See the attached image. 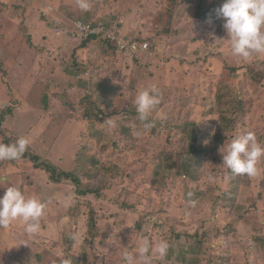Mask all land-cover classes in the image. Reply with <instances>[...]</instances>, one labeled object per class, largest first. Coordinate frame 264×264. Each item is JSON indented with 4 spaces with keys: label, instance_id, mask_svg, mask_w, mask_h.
<instances>
[{
    "label": "rangeland",
    "instance_id": "obj_1",
    "mask_svg": "<svg viewBox=\"0 0 264 264\" xmlns=\"http://www.w3.org/2000/svg\"><path fill=\"white\" fill-rule=\"evenodd\" d=\"M88 2L82 11L77 0H0V130L11 143L26 137L25 153L41 166L0 161V196L11 185L46 203L35 234L20 220L0 228V264H124L125 247L135 253L144 238L153 248L166 239L174 251L181 240L195 249L200 242L192 264H264V161L237 187L222 164L224 147L243 131L264 145V54L244 59L216 41L228 38L223 0ZM52 16L57 24L95 20L103 31L83 47L55 35ZM139 40L158 54L136 57ZM107 44L114 54H103ZM98 84L113 96L90 101ZM152 85L161 102L142 122L133 101ZM93 100L102 112L88 120L83 110ZM184 123L211 143L225 137L202 156L196 180L161 161L172 153L167 162L179 165ZM85 174L92 177L74 183ZM88 186L99 199L80 193ZM152 264L182 263L154 256Z\"/></svg>",
    "mask_w": 264,
    "mask_h": 264
},
{
    "label": "clouds",
    "instance_id": "obj_2",
    "mask_svg": "<svg viewBox=\"0 0 264 264\" xmlns=\"http://www.w3.org/2000/svg\"><path fill=\"white\" fill-rule=\"evenodd\" d=\"M77 3L82 11L90 8L88 0H77ZM218 15L223 21L222 26L228 38L216 41L227 40L233 56L251 59L255 55L264 54V0H223ZM78 26L82 29L85 27ZM91 38L94 37L88 39ZM160 102L159 89L155 85L141 89L133 101L138 119L147 121ZM150 127L151 124H145L146 129ZM28 145L26 137H19L10 144L0 141V161L18 160ZM222 161L233 175L254 177L264 161V145L258 141L254 131H243L224 147ZM45 210L46 203L38 196H26L20 188L9 185L0 196V228H8L14 221L20 220L27 234H35L41 228L40 221ZM169 248L170 244L166 239L160 240L153 248L151 242L144 238L135 253L125 250L122 258L124 264H152L154 256L161 260L166 258Z\"/></svg>",
    "mask_w": 264,
    "mask_h": 264
},
{
    "label": "trees",
    "instance_id": "obj_3",
    "mask_svg": "<svg viewBox=\"0 0 264 264\" xmlns=\"http://www.w3.org/2000/svg\"><path fill=\"white\" fill-rule=\"evenodd\" d=\"M215 4L218 5L217 3H215ZM92 12L93 11H91L90 13H92ZM94 15L96 16V14L93 13L92 17H94ZM210 18H211V16H210ZM210 18H208V19H210ZM215 19H216V21H218L219 16H217V18H215ZM53 20H56V19L53 18ZM53 20L50 21L49 23H47V25L51 26L53 28L60 27L61 30L64 29V24L65 23L61 22V24L59 26H55L53 24ZM76 21H78V20H76ZM80 21H82V20H80ZM83 22H85V21H83ZM96 22H98V21L93 20V21H89V22L87 21L86 23L95 24ZM110 22L112 23V21H110ZM89 40H91V39L83 40L81 45L83 47H85L88 44ZM139 41L141 42V43H139L140 45L146 44L147 45V49L139 50L136 53V57L138 55V58H142L143 60H148V59H153L155 57V55L158 54L157 53V48L155 46L149 44L148 41H146V40H139ZM106 48H108L110 51H106ZM115 50H116V48L114 46H111V45L107 44L105 46L104 50H103V54L107 55L108 52H111V54H114L113 51H115ZM252 75L255 78V80H256L257 77L260 78L262 76L259 73H253V72H252ZM95 87H97L98 92L97 93L93 92V96H90L91 98L90 97L88 98L90 101H91V99H93L94 96H98V97L102 96V98H105V97H108V96H113V94H114V92H112V90H110L109 88H104L103 86H101L99 84L96 85ZM91 105H93V107L91 109H89V107H85V109L83 110V116L86 119H88V120L93 118V117L97 119L99 114L102 112L99 108H97V105H95V101L94 100L91 103ZM2 118H3V116H2V113H1L0 114V121H2ZM187 125L188 124L184 123L183 125H180V127H179L180 131H181V129L183 130V132H184V134L186 136V142L188 144V148L180 150V152H178L179 155H176L177 157H176L175 160L181 158L179 165L177 166L175 163L167 162V161H171L172 153H171V155L170 154L166 155L165 159L161 160V161H162V163H166L165 167H164L165 169H169V170L176 169V173L178 175H183V176H186L188 179L190 178L192 180H196L195 174L197 173V169L201 168L203 166V160L201 159L202 156L210 155V154H213L214 152H216L218 147H219V145H222L224 143L225 137H223V140L218 142V143L217 142L216 143L215 142L211 143L210 141H206V140H204V138L198 136V134H196L195 132L190 131L188 129L189 127ZM227 127L224 126L223 131H225V129ZM3 133L5 134L4 130H0V135L1 136H5ZM224 135H226V133ZM13 140H15V138L13 136H8V138H6V136H5L4 143L9 144ZM24 159H29L30 161H32L35 164V166L41 167V166H39L40 164L37 161V157L33 156L30 153H24L21 158H19L18 160H15L13 162L17 163L18 161L24 160ZM198 159H201V160H198ZM92 163L94 164V161ZM224 169L225 168L222 169L221 174L222 173L223 174L228 173V171H225ZM50 170L52 171L50 174L55 173V170H53V169H50ZM62 176L64 177V175H62ZM87 176L88 177H92V176H89L88 174H85L82 177H78V179H76V182H74V183H76V184L79 183L80 179L82 180L84 177H87ZM107 177H109V176L107 175ZM246 177L248 178V176H239V175H237V179L230 180V178H229V181H231V183H233V181H237L236 184H235V186L237 187L238 182H240L239 183L240 185L245 183V182H243V179L246 178ZM51 178H55V177L51 176ZM51 178H50V180H52ZM59 179H61V178H59ZM53 181H55V180L53 179ZM58 181H60V180H58ZM80 193L82 195H84V196L92 195L95 199H99L100 198V194H101L100 190L98 188H93V187H89V186L85 190H83L82 192L80 191ZM191 201H194V198H192ZM97 221H98V219L91 218L92 225H90L91 229L89 230V234L92 237L95 236V232H94L93 228H95V224H97ZM204 235H207V234H204ZM175 240H180V237L178 235L175 236L174 241ZM186 243L187 242L181 240V244H180V242L177 244L178 251H174L173 247L169 248V252H168V255L166 257L167 260L169 261V263H172L173 261H175V262H179V263H182V264L183 263L192 264L190 259L195 258L196 255L200 256V254L202 252V250H201L202 244L200 242H197V245L198 244L200 245V246L198 245L197 249H195L194 245L189 246V245H186ZM174 246H175V244H174ZM125 250H127L126 247H125ZM174 252H175V254H174ZM36 262L40 263L39 259L36 260ZM76 263H74V264H76Z\"/></svg>",
    "mask_w": 264,
    "mask_h": 264
},
{
    "label": "built area",
    "instance_id": "obj_4",
    "mask_svg": "<svg viewBox=\"0 0 264 264\" xmlns=\"http://www.w3.org/2000/svg\"><path fill=\"white\" fill-rule=\"evenodd\" d=\"M51 9H52V7H51ZM56 21H53V24L55 26H59L61 23L59 22V24H57ZM78 25H83L85 27L82 29ZM102 31H103V24H101V23H95V24L86 23V22H83L80 20L74 22V29L71 31H65L64 29L61 30L60 27H55V33L57 35L67 34L70 38H78L81 40H85V39H88L90 37H96V35L100 34ZM132 45H134L135 47L137 46V48L132 47L134 50H136V49H138V50L147 49L146 44L140 45V44L133 42ZM120 48L123 49L124 46L121 45Z\"/></svg>",
    "mask_w": 264,
    "mask_h": 264
},
{
    "label": "crops",
    "instance_id": "obj_5",
    "mask_svg": "<svg viewBox=\"0 0 264 264\" xmlns=\"http://www.w3.org/2000/svg\"><path fill=\"white\" fill-rule=\"evenodd\" d=\"M53 10H55L54 8H53V6H52V11ZM53 18H54V16H52V18L47 22V23H49L50 21H52L53 20ZM57 20V19H56ZM56 20H53V21H56ZM59 21V20H58ZM46 23V24H47ZM61 23V22H60ZM71 24V25H70ZM73 24H74V21H71V20H67V23H65L64 24V30L65 31H70V30H72L73 29ZM53 31H54V34L55 35H57L56 33H55V28H53ZM61 35H64V39H68V40H79V39H77V38H70L67 34H61ZM57 36H60V35H57Z\"/></svg>",
    "mask_w": 264,
    "mask_h": 264
}]
</instances>
